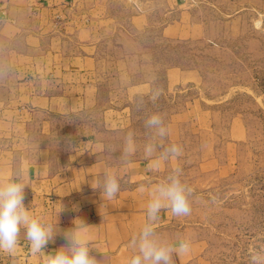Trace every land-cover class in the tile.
<instances>
[{"label": "crops", "instance_id": "0c3cea01", "mask_svg": "<svg viewBox=\"0 0 264 264\" xmlns=\"http://www.w3.org/2000/svg\"><path fill=\"white\" fill-rule=\"evenodd\" d=\"M113 1L0 0L8 15L0 24V183L22 176L29 184L25 207L58 232L47 252L67 244L63 233L75 218L91 225V254L98 264H128L129 241L147 223V203L152 188L164 181L166 162L154 167L162 141L134 139L138 146L128 166L111 147V137L134 130L135 102L152 100L156 82L143 74L141 51L119 52L120 15L111 8ZM176 24L175 36L183 38L184 28ZM163 32L166 37L168 27ZM167 72L165 81L176 82L192 74L171 68L168 79ZM170 94L172 100L180 95ZM165 96L159 93L154 102ZM195 114L198 127L206 128L209 112L199 107ZM148 143L158 145L151 158L145 157ZM173 144L182 147L178 139ZM106 171L120 181L112 200H103L100 189H94ZM155 230L174 244L177 238L188 239L190 229L166 208ZM18 239L14 252L0 250V264H40L24 229ZM199 245L192 239L190 253L174 256V264L195 259Z\"/></svg>", "mask_w": 264, "mask_h": 264}, {"label": "rangeland", "instance_id": "374dc122", "mask_svg": "<svg viewBox=\"0 0 264 264\" xmlns=\"http://www.w3.org/2000/svg\"><path fill=\"white\" fill-rule=\"evenodd\" d=\"M111 4L120 15L119 52L141 51L143 74L155 77V93H167L157 103L136 100L130 133L162 141V150L175 139L182 145L184 156L166 160L161 172L165 180L179 167L193 189L191 214L178 217L190 229L189 241L200 242L187 264H249L250 254L264 250V0ZM176 22L183 38L175 36ZM171 68L192 74L165 81ZM170 93L180 95L172 100ZM199 107L210 114L206 128L198 127ZM152 114L161 115L168 129L163 139L145 127ZM127 135L111 137L117 160Z\"/></svg>", "mask_w": 264, "mask_h": 264}, {"label": "clouds", "instance_id": "9594fccd", "mask_svg": "<svg viewBox=\"0 0 264 264\" xmlns=\"http://www.w3.org/2000/svg\"><path fill=\"white\" fill-rule=\"evenodd\" d=\"M159 93L153 94V102ZM145 127L151 130L154 137L163 139L168 134V129L159 114H152L145 121ZM158 145L148 143L144 152L146 158L153 157ZM136 152V143L132 133L124 139L120 161L124 166L132 163V156ZM182 155L178 145L165 148L156 158L154 167L158 170L161 161L177 159ZM182 170L177 167L167 178L152 188L150 199L147 203V223L143 225L137 235L129 241L133 255L128 264H174V256L187 255L191 251V242L186 238H177L176 243L162 240L155 225L160 219L162 209H169L173 216H188L191 214L193 189L181 180ZM100 189L102 199L112 200L120 191V181L116 174L106 171L103 183L94 182ZM29 186L22 176L0 183V250L12 253L19 243V235L25 230L26 239L30 244L33 256L40 258V264H98L97 258L91 254V241L89 238L91 225L82 218L73 220V227L63 233L67 244L55 252L45 251L50 241L58 232L52 223L43 217L33 215L25 207V188ZM75 208V206H74ZM63 206L61 211H63ZM59 212V213H60ZM249 264H264V250L250 254Z\"/></svg>", "mask_w": 264, "mask_h": 264}, {"label": "built area", "instance_id": "2783aa9c", "mask_svg": "<svg viewBox=\"0 0 264 264\" xmlns=\"http://www.w3.org/2000/svg\"><path fill=\"white\" fill-rule=\"evenodd\" d=\"M8 19L7 11L5 6L0 3V24Z\"/></svg>", "mask_w": 264, "mask_h": 264}]
</instances>
